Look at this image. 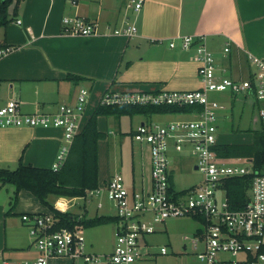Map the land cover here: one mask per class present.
Here are the masks:
<instances>
[{
  "label": "crops",
  "instance_id": "0c3cea01",
  "mask_svg": "<svg viewBox=\"0 0 264 264\" xmlns=\"http://www.w3.org/2000/svg\"><path fill=\"white\" fill-rule=\"evenodd\" d=\"M129 2L21 0L16 21L5 27L3 33L0 32V47L13 48L0 58V107L10 100H17L24 113H52L61 104L75 105L82 88L95 95L88 99V105L94 99L100 102L107 91L198 89L201 84L194 60L195 47L183 50L178 36L204 35L219 67L226 68L228 75L238 80L250 78L249 54L264 57V4L256 16L243 0H146L139 12L130 8ZM67 15H79L87 21L98 22L101 34L81 36L65 33L63 18ZM18 20L22 23L18 24ZM256 23H260L263 30H256ZM127 24L135 25L138 32L130 37L114 35L115 28ZM172 40H176L175 48L170 47ZM228 42L231 48L226 54ZM72 75L80 76L82 80L69 79L68 76ZM249 105L257 106L255 101ZM102 117L120 119L125 116ZM102 117L97 122L99 130ZM250 122L252 125L257 122L253 113ZM248 129L256 130L253 126ZM106 137L104 133L101 140ZM100 141L99 188L100 185L105 187L116 174L101 175ZM63 145V128H0V169H17L21 163L51 169ZM141 156L144 160V155ZM141 167L139 174L133 161L129 181L126 180L129 185L142 187L149 182L150 171L146 177L144 162ZM47 213H50L49 209L31 192L22 190L16 193L14 185L2 186L0 181V264H32L36 260L39 252L28 231L32 221L28 224L25 217ZM84 213L88 215L87 210ZM96 216L99 215L92 217ZM99 227L105 226L94 227L96 236H99ZM86 240L92 253L109 255L114 250L115 239L110 241L107 250H95L97 253L87 235ZM142 261L137 264H142ZM62 262L58 258H50L48 264Z\"/></svg>",
  "mask_w": 264,
  "mask_h": 264
},
{
  "label": "built area",
  "instance_id": "2783aa9c",
  "mask_svg": "<svg viewBox=\"0 0 264 264\" xmlns=\"http://www.w3.org/2000/svg\"><path fill=\"white\" fill-rule=\"evenodd\" d=\"M77 3L79 0H69ZM146 0H130L129 7L139 12ZM21 24V20L17 21ZM64 32L71 35L101 34L98 22L87 21L79 15L64 16ZM138 32L135 25L115 28L118 36H132ZM183 50L195 47L194 60L198 65L201 87L191 91H107L99 105H134L157 107H193L190 120H179L167 125L144 123L132 134L133 140L145 145L150 155L149 182L142 187L129 185L121 173L114 174L103 188L90 190L81 199H101L103 195L113 203L118 218L114 250L99 255L88 250L84 225L74 229L55 230L57 219L52 213L34 214L25 219L32 221L30 234L39 252L32 264H48L52 257L83 259L84 264H137L147 251L146 236L154 234L157 226L168 219H202L204 233L194 241L203 243L198 258L204 264H264V172L254 171L251 161L222 159L217 153L219 113L227 110L213 93H229L232 98L253 97L259 120L264 126V57L249 54L254 73L248 79H234L227 69L219 67L214 53L206 44L204 35L178 36ZM162 42V40H160ZM177 46L176 40L170 47ZM231 43L225 47L230 52ZM12 47L0 48V58ZM89 90L82 88L75 105L61 104L52 113H24L17 100L0 107V128H63L64 145L52 169L59 171L66 163L74 140L82 131L81 120L88 101ZM190 149L194 169L202 174L198 185L177 189L173 184L171 151L180 154ZM245 161V162H242ZM254 174L251 199L242 209H232L225 183L233 178ZM58 203L55 208L69 212L75 200ZM103 207L101 201L97 209ZM84 218L82 214H75ZM187 239V238H186ZM162 255L167 249H161ZM7 264V263H6Z\"/></svg>",
  "mask_w": 264,
  "mask_h": 264
},
{
  "label": "rangeland",
  "instance_id": "374dc122",
  "mask_svg": "<svg viewBox=\"0 0 264 264\" xmlns=\"http://www.w3.org/2000/svg\"><path fill=\"white\" fill-rule=\"evenodd\" d=\"M5 0H0L3 2ZM250 9H253L254 15H259L261 7L263 6V0H243ZM16 0L10 6V14L13 20L16 21L18 16H14V8ZM243 7V6H242ZM256 15V16H257ZM256 18V17H255ZM254 18V19H255ZM256 22V21H255ZM256 30H263L261 24L256 23ZM5 27H0V32H4ZM251 67V74L255 71V68ZM249 77V76H248ZM95 95L90 93L88 99H92ZM97 96V95H96ZM212 98L218 100L223 104L227 110L219 113V132L218 141L220 143H237V144H251L252 134L248 132H240L239 130H246L253 126V128L260 127L258 107H252L249 104L254 102L253 97L232 98L229 93H213ZM99 103V99H94L92 103L87 104V111L85 114V121L93 114L95 106ZM246 109V110H245ZM245 112L243 113V111ZM252 113L257 118V122L252 125L250 118ZM225 114L228 116L225 118ZM190 120L192 116L189 114H157L151 118L145 116L129 117L125 116L120 119L114 117H102L99 120L100 130L107 134V137L100 141V168L102 177H106L109 174L121 173L127 181L131 175L132 163L135 160L136 172L141 173V163H145V176L149 177L150 171V155L145 145H141L139 142L134 141L131 135L132 130L136 129L141 122L150 123L152 120L154 124L167 125L171 120ZM81 126L83 129L85 122ZM113 132L114 134H110ZM63 147V146H62ZM134 153V155H133ZM141 154L144 155L142 160ZM171 165L174 169L173 172V184L177 189H186L193 185H198L202 182L203 176L197 170L194 169V156L190 149H185L180 154L175 150L171 151ZM245 162V161H242ZM245 164L248 165L246 161ZM11 169V170H15ZM104 186L100 185V188ZM50 202L57 204L58 202H67L69 198L51 196ZM101 201L103 207L97 209V203ZM87 210L88 216L92 217L96 214L99 216H116V210L113 203L103 195L101 199H77L75 205L72 206L69 212L73 214H82ZM30 221H28V224ZM105 227H99V236H96L97 231L93 228L86 229L87 238L93 243L94 251L100 252L101 250H107L110 241L115 239V233L117 229L116 223L104 225ZM161 226V227H160ZM98 229V228H97ZM30 232V229L28 228ZM204 233V226L201 221L194 218H178L168 219L165 223L157 226V231L154 234L146 236L147 251L151 255L143 257L142 264H204L198 258V253L203 249V243L198 242L197 248L194 247V241ZM187 238V239H186ZM187 245V248H184ZM167 249V255H162L161 249ZM95 251V252H96ZM97 253V252H96ZM58 258L63 261L61 264H84L83 259H75L69 257H52ZM50 260V259H49ZM49 263V262H48Z\"/></svg>",
  "mask_w": 264,
  "mask_h": 264
},
{
  "label": "trees",
  "instance_id": "16d2710c",
  "mask_svg": "<svg viewBox=\"0 0 264 264\" xmlns=\"http://www.w3.org/2000/svg\"><path fill=\"white\" fill-rule=\"evenodd\" d=\"M14 0L0 2V27H7L13 20L10 14V6ZM21 0H16L14 16ZM4 48V47H0ZM69 79L81 81L80 76H68ZM2 80H0L1 89ZM260 107V104L255 103ZM193 107H157V106H134V105H98L83 130L78 134L72 145L68 159L61 170L54 171L52 168H40L23 163L15 170L0 169V181L2 186L12 184L16 187V193L22 190L31 192L38 198L40 203L46 206L58 220L54 229H74L77 225H84L86 229L101 225L118 222L115 216L89 217L84 213V218L71 212L57 210L49 201L51 196L65 198L84 197L88 191L99 187V158L98 144L104 137L98 129V118L114 115L150 117L157 114H192ZM252 134L251 144H218L217 153L222 159L251 161L254 171L264 172V126L261 123L259 129L239 130ZM255 173L233 178L225 183L232 209L244 208L251 199L250 190ZM199 221H203L199 219Z\"/></svg>",
  "mask_w": 264,
  "mask_h": 264
},
{
  "label": "water",
  "instance_id": "95a60500",
  "mask_svg": "<svg viewBox=\"0 0 264 264\" xmlns=\"http://www.w3.org/2000/svg\"><path fill=\"white\" fill-rule=\"evenodd\" d=\"M6 1V0H5ZM4 2V1H3ZM195 169H197V168H195Z\"/></svg>",
  "mask_w": 264,
  "mask_h": 264
}]
</instances>
